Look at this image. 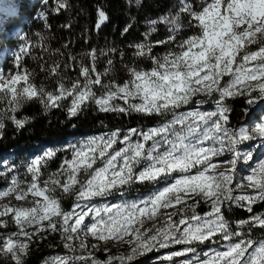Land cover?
I'll return each mask as SVG.
<instances>
[{"label": "snow or ice", "instance_id": "obj_1", "mask_svg": "<svg viewBox=\"0 0 264 264\" xmlns=\"http://www.w3.org/2000/svg\"><path fill=\"white\" fill-rule=\"evenodd\" d=\"M43 2L47 4V0ZM140 4L141 0H136V5ZM197 4L198 7H194L190 0H180L175 12L150 21V30L144 33L145 40L129 47L133 48L136 58L150 61L152 67L143 70L126 64L129 78L122 84L112 79L102 83V78L108 77L113 68L111 54L118 53L121 60L124 58L123 51L114 47L86 53L85 59L90 58V65L80 60L79 74L75 79L69 78V82L65 81L61 63L54 61L49 69L42 66V70L57 79L54 91L32 82V74L21 64V58L30 54V43H23L13 52L16 71L7 75L0 72V102L8 105V109L0 112V135L5 118L18 130L26 126L28 118L17 119L14 113L32 100H38L45 110H50L61 107V101L71 97L69 117H76L84 108L95 105L102 113H138L161 120L157 126L146 130L130 128L122 132L116 129L89 137L78 146H70L71 158L64 159L60 171L50 174L41 187L42 161L56 155L49 150L44 157L29 164L27 171L31 180L26 187L22 188L13 178L11 187L0 190V197L15 193L17 200L29 194L43 198V203L37 201L31 207L5 205L0 209V216L14 214L19 228L15 233L0 236L3 241L0 251L11 254L15 264H23L22 257L28 253L29 242L45 231L60 232L66 241L64 247L70 253L76 251L75 238L89 234L106 242L124 241L131 246V251L106 261L95 259L91 253L88 257L57 255L47 258L44 264H76L77 261L131 264L137 256L160 252L173 245L185 247L182 251L161 254L156 259L169 264H264V240L257 242L250 236L252 229H264V214L236 221L233 230L232 222L222 211V208L235 206L251 213L253 203L264 200V159L257 156L259 162L253 167L250 143L259 138L264 147V122L255 129L232 128L229 124L232 110L225 103L226 99L237 96L247 97L248 105L264 100V0H197ZM66 7V0H57V12ZM17 14L16 0L0 5V35L11 38L6 25ZM182 15L186 17V24ZM41 19L47 17L41 13ZM108 20L106 12L98 7L95 29L98 31ZM158 23L170 26V35L153 42L150 37L157 31ZM131 27V23L126 25L122 35ZM185 27L191 29L192 34L177 40ZM39 39L41 44L36 45L37 48L43 47L46 38L41 35ZM155 44H168L169 48L163 55H156L153 54ZM253 45L257 46L256 50H252ZM100 55L106 57L108 65L103 72L96 68ZM31 58L36 59L35 56ZM71 59L76 61L77 57ZM65 67L71 66L65 63ZM225 76L230 79L221 85ZM253 81L258 83L253 84ZM214 92L218 94L214 111H177L192 103L194 96L211 98ZM253 92L258 95L253 97ZM118 99L124 104L113 103ZM9 110L13 115H8ZM253 119H259L254 112L249 114V121ZM118 144L121 146L116 147ZM225 153L230 154L227 163L231 168L218 172L213 158ZM241 162L250 169L245 176L246 186L255 189L254 193L234 194L237 184L245 186L239 181L234 184ZM49 183L73 197L75 203L71 210L62 209L60 198L55 195L56 188H49ZM137 184L151 185L153 190L146 197L130 202L103 207L93 204L97 198L116 193L123 196ZM188 200L193 202L188 203ZM201 203H209L203 215L197 212ZM177 205L184 207L165 213L162 226L141 231L142 218L155 220L162 207L175 209ZM177 214L180 218L173 220ZM86 218H90L88 223H85ZM2 223L7 224L6 221ZM34 225L35 232L27 230ZM126 237L132 239L125 240ZM206 241L211 244L223 241L224 244L206 252L202 260L175 259L188 253L198 257L194 245ZM87 247L81 239L79 248Z\"/></svg>", "mask_w": 264, "mask_h": 264}, {"label": "trees", "instance_id": "obj_2", "mask_svg": "<svg viewBox=\"0 0 264 264\" xmlns=\"http://www.w3.org/2000/svg\"><path fill=\"white\" fill-rule=\"evenodd\" d=\"M190 2L194 7H198L197 0H190ZM16 3L18 14L6 25L11 38L0 35V72L7 75L16 71L13 52L17 51L23 43L28 42L32 45V49L28 57L21 58V64L32 74V82L37 86H43L48 91H54L57 79L42 70V66L49 69L54 61L61 63L65 81L69 82V78L75 79L78 76L80 60L90 65V58L85 59V54L92 49L99 51L114 47L124 53L123 60L118 53L111 54L113 68L108 77L102 78V83L109 79L118 84L126 82L129 78L125 69L126 64L150 70L151 62L136 58L133 55V48L129 45L143 42L144 33L150 30V21L175 12L180 0H141L139 6L136 5V0H66L67 7L59 12L56 11L57 0H47V4L43 0H16ZM98 7L106 12L109 20L97 31L95 24ZM41 13L47 17L46 20L41 19ZM182 20L185 24L187 23L183 15ZM129 23L132 27L122 35V30ZM169 27L158 23L157 31L150 37L151 41L155 42L168 37ZM191 34L192 30L185 27L177 36V40ZM41 35L46 39L43 41V47L37 48L36 45L41 44L39 39ZM172 46L174 47V44ZM168 48V44H155L153 54L163 55ZM32 56L36 59H32ZM73 56L77 57L76 61L71 59ZM65 63L71 67H65ZM107 67L106 57L100 55L96 63L97 71L103 72ZM70 101L71 97L61 101V107L50 110H45L38 100L24 104L14 113L17 119L28 118L26 126L19 130L10 119L5 118V127L0 135V190L11 187L13 178L21 183L22 188L26 187L31 180V174L27 171L31 160L35 157L41 158V154L53 150L56 153L55 157L46 162L42 161L44 166L41 169L40 180L43 187V181L50 174L60 171V166L66 159L64 154L68 155L67 158H71L69 143H73L77 138L85 135L99 136L116 129L122 132L130 128L146 130L161 122L159 117L138 113L130 115L102 113L95 105L84 108L76 117H69L67 110ZM201 101L202 99L196 100L197 103ZM113 103L124 104L121 99ZM225 103L232 110L229 114L230 126L239 128L245 117L244 105L233 100H225ZM6 109L8 105L0 102V112ZM8 115L11 116L13 113L9 110ZM80 178H83L82 173ZM145 186L137 184L134 187L142 193L152 189V186L147 185L146 188ZM48 187L51 188L49 184ZM55 195L60 198L63 210H71L75 203L72 197L67 198L58 192H55ZM24 199L27 203H31L30 195ZM11 206L14 208L15 205L11 204ZM263 212L264 202L255 206L252 213L242 209L236 210L230 221L236 222ZM52 252L48 242L33 246L25 264H42Z\"/></svg>", "mask_w": 264, "mask_h": 264}, {"label": "rangeland", "instance_id": "obj_3", "mask_svg": "<svg viewBox=\"0 0 264 264\" xmlns=\"http://www.w3.org/2000/svg\"><path fill=\"white\" fill-rule=\"evenodd\" d=\"M9 2V0H0V5H3L4 3ZM257 46L253 45L252 46V50H256ZM230 79V77L225 76L223 77V79L221 80V85H223L225 82H227ZM253 84L258 83V81H253ZM217 93H213L212 97L209 98L207 96L204 95H197L193 97V101L192 103H190L189 105H185L183 106L181 109H178V112H188V111H194V110H198V111H214L215 110V104H214V100L217 97ZM258 95V92H253L252 96L256 97ZM198 99H202L203 103L201 102H196V100ZM226 100H233V101H239L241 104H243V113L245 114V117L242 121V125L241 126H245L248 127L250 129H255V127L260 123V122H264V100H260L257 101L256 104L254 105H248L246 100L247 97H241V96H237L235 98H228ZM124 103V101H123ZM252 112L255 113V115L257 117H259V119H253L251 122L249 121V114H251ZM238 129V128H235ZM89 138L88 135H85L83 137L77 138L76 140H74L73 143H69L71 146L72 145H80L82 143H84L87 139ZM135 139V137L133 138ZM252 147H251V152L253 154V167L255 166L256 163L259 162L258 159H256L257 156H259V158L264 159V147H262L261 145V140L259 138H257L255 141L250 142ZM121 145H116V147H120ZM45 153L40 157H44ZM65 158H67V154ZM62 155V156H64ZM230 154L225 153L224 155L220 156V157H214L213 160L214 162L218 165V168L216 169V171L218 172H222L225 171L226 169L231 168V165L227 163V158ZM38 157H35L33 160L37 159ZM31 160V162L33 161ZM96 167V165L94 166ZM195 171V169H193V172ZM250 172V169L248 168V166L246 164H243V162H241L240 165H238V175L236 177V179L234 180V184H236L237 181L242 182L245 186L244 187H240L238 184L236 186V192L234 194H239V193H254L256 192L255 189L249 188L246 185L248 184L247 180L245 179V176ZM175 174V173H174ZM49 186L51 188L55 187L56 188V192L62 194L63 196L67 197V198H71L72 196L70 194H64L63 193V189L59 186L53 185L51 183H49ZM135 186V185H134ZM132 187L130 189H128L125 194L123 196H121L119 193L114 194L111 197H107V198H97L96 200L93 201L94 206L96 207H103L104 205H112L114 203H123L125 201H134V200H138L141 198L146 197L147 195L150 194V192L153 190L150 189L149 192L147 193H142V192H138V190L135 189V187ZM151 186V185H148ZM147 185L145 186L148 187ZM76 187L78 186H73V188L71 189L72 192L75 191ZM30 195V199H31V203H27L26 200L24 198L17 200L15 199V195L14 193L9 194L8 196H3L0 197V209H2L5 205H8L10 207L11 204L15 205L14 208H19V207H31L30 205H34L35 202L39 201L40 203H43V198L42 197H36V196H32ZM73 198V197H72ZM192 200H188V203H192ZM264 200H257L255 203H253L252 205V211L254 209L255 206L260 205L261 203H263ZM184 207V205H177L175 209L173 208H169V209H164L163 207L158 211L157 213V218L155 220H148L147 218H142L144 219V227L141 229V231H145L148 229H154L157 226H162L164 224L165 221V213H172V212H176L177 209H180ZM209 209V203H201L199 205V207L197 208V212L201 215H203L207 210ZM240 208L232 206L231 208H222V211L224 213V215L226 216V218L230 221V218L233 217L234 212L236 210H238ZM247 212V211H246ZM249 213V212H247ZM252 213V212H251ZM260 214H264L260 213ZM187 215H191V213H187ZM173 220H178L180 218L179 214L174 215ZM90 218H86L85 223L89 222ZM7 222L6 226L2 223V222ZM45 225H47V222H43ZM134 227H139V225H135ZM232 227L233 230H235V222H232ZM19 230L15 219H14V214L12 213H8L4 216H0V236H4L7 234H11V233H15ZM30 232H35L36 231V226L34 225L32 228H28L27 229ZM151 234V233H149ZM250 236L253 240L259 242L264 240V229H260V228H254L251 230ZM83 239L85 241V243L87 244V248L84 250H81L79 248V244H80V240ZM128 239H132V237H126L125 240ZM45 242H48V246L49 249H52L53 252L46 257L50 258V257H54L57 255H68V256H76V257H80V256H84V257H88L89 253H91V256L94 257L97 260L100 261H106L109 257L112 256H119V255H126L131 251V246L127 243H125L124 241L121 242H113V241H102V240H97L96 238L92 237L90 234L85 237L83 235H81L79 238H75L74 243L76 246V251L74 253H70L68 251V249H66L64 247L65 244V240L63 239V236L60 232H50V231H45V232H41L38 235H36L34 237V239L29 242V249H28V253L26 256L22 257V261L23 264H25L26 259L28 257L29 251L33 246H38L39 244H44ZM3 241L0 240V244H2ZM224 242L220 241L219 244H211L210 241H206L203 244H197L194 245V247L196 248V252L199 254V256L197 257V255L192 254V253H188L185 257H177L175 258L177 261H182L185 259H192V260H196L197 258L199 259H205V253L206 252H210L213 249H217L219 248L221 245H223ZM185 246H181V245H173L171 248L169 249H161L160 252H150L147 254H144L142 256H137L132 262L131 264H169V262L167 261H163V260H157L156 258L159 257L161 254L167 255L170 254L173 251H177V250H183ZM42 262V264H44L45 260ZM0 264H15V260L14 258H12L11 254L6 253L4 251H0ZM76 264H89V262H84V261H77ZM114 264H119V261H114Z\"/></svg>", "mask_w": 264, "mask_h": 264}]
</instances>
